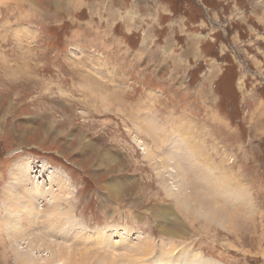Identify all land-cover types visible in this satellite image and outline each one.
<instances>
[{
	"label": "rangeland",
	"instance_id": "rangeland-1",
	"mask_svg": "<svg viewBox=\"0 0 264 264\" xmlns=\"http://www.w3.org/2000/svg\"><path fill=\"white\" fill-rule=\"evenodd\" d=\"M173 135L205 155L170 165L195 213L158 175ZM52 194L71 216L42 218ZM7 227L113 264H264V0H0V264H27Z\"/></svg>",
	"mask_w": 264,
	"mask_h": 264
},
{
	"label": "bare ground",
	"instance_id": "bare-ground-1",
	"mask_svg": "<svg viewBox=\"0 0 264 264\" xmlns=\"http://www.w3.org/2000/svg\"><path fill=\"white\" fill-rule=\"evenodd\" d=\"M175 136L176 135H173V137L171 139L172 141L169 140L167 142L166 149L162 151V154H164L163 157H161L159 155H155L157 158L156 165L158 166L157 167L158 175L160 177L161 176H169V178L165 180V184H166V187L164 188L165 191H167L169 195H172V196L174 195L177 199H178V195H182V199H180L181 203L183 205H186V207L189 208L188 209L189 211H191L192 213H195L197 211V209H199L200 207L203 206V204H205V202L200 201V200H197L194 202V200L190 199V197L188 195H185V193L183 192V189L178 186L179 185L178 180L174 178V175H175L176 171H178L177 168H179L178 167L179 165H181V164L187 165L186 163H187V160L189 158L192 160H199L200 156H201V158H205V155L202 153L201 148H199L200 145H197L191 138L186 137L185 135H181V136H184V138L180 139L181 142H178L177 140H176V142H173V141H175L174 140V138H176ZM136 140L138 141L139 144L141 143L139 139H136ZM141 149L143 151H148L147 148H146L147 150H144V147H142ZM150 155L148 153L147 157H149ZM172 160H176L178 162L176 165V171L175 170L173 171V168L170 166V165H172L171 164ZM24 171H26L25 166L20 167V165H19L17 167V174L19 172L21 175H23ZM63 179H64V183H66L65 177ZM37 186L38 185H36L34 187H36L37 193H39V195H40L42 193V189H41V186H39V187H37ZM62 187H64V185H62ZM29 189L32 192L33 186L30 187ZM61 189L62 188L59 189L61 192H63V191L67 192L66 190L62 191ZM52 197L54 198V201H52V203L49 205V211L50 212L47 214H45V213L41 214L40 213L42 215V218L45 220H48L50 222L51 221L54 222L55 220L59 221L60 219L67 218L70 215V210L62 211L61 210L62 206H59L58 195L56 196V195L52 194ZM63 198H65V197H63ZM33 208H34L33 204H31V206L28 207L29 210H31ZM7 214H8V212H7ZM7 229L9 230L7 232V235L8 236H14V237H10L8 239L9 247H11L13 249V252H14V249L19 247L20 245L24 246V248L27 249V251L24 253L26 256V259L24 262H26L27 264L29 261H33L32 264H38L39 263V259L35 260L33 255H32V253H34V251L38 252L36 250L39 248V246L36 245L37 243H39V245H42L43 248L45 249V251L40 255V257L42 258L43 261H45V263H47L48 261H51V260L52 261L55 260L60 264L61 259L58 258L59 256L64 257L63 260L65 261L66 264H91L90 257H92V258L94 257L95 262H97V260L100 259V261L98 260V264H113V263H115L114 262L115 257H111V259H109V258H107L106 255H98L95 253L94 254L92 253L91 255H87V252H85L86 254H81V253L76 252V250L74 251V249H73L74 247L71 248L70 246L59 244V243H56V242H53V241H50L47 239L40 238L38 236L32 237L33 235H36V234L32 233V235H31V234L26 233L25 231H22L18 228H17V230H14L13 227H7ZM86 230H88V229H86ZM17 233H20L23 236V238L17 237L18 236ZM30 235H31V237H30ZM62 236H67V233L62 234ZM76 241H77V243L79 242L80 245H82V244L84 245V239L83 238L76 237L75 240L72 241V244L75 245ZM100 243L103 244L104 240L101 239ZM134 252H136V251L134 250ZM129 253H130V251H129ZM141 253L142 252L137 251L136 255H137L138 259H136L137 262L135 264H138V262L143 258L142 256H139V254H141ZM105 258H106V260H105ZM130 258H128V259H130ZM103 260H105V261L103 262ZM131 260L132 259H130V261Z\"/></svg>",
	"mask_w": 264,
	"mask_h": 264
},
{
	"label": "trees",
	"instance_id": "trees-1",
	"mask_svg": "<svg viewBox=\"0 0 264 264\" xmlns=\"http://www.w3.org/2000/svg\"><path fill=\"white\" fill-rule=\"evenodd\" d=\"M224 76V74L223 75H221V77L218 79V83H217V85H219L220 84V82H222L223 80H222V77ZM222 80V81H221ZM225 80V79H224ZM217 92L219 93V94H221V92L220 91H218L217 90Z\"/></svg>",
	"mask_w": 264,
	"mask_h": 264
}]
</instances>
